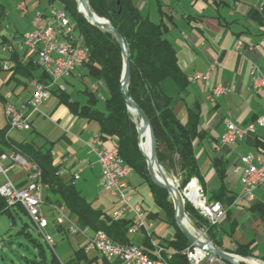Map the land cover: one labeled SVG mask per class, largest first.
<instances>
[{
	"label": "crops",
	"instance_id": "0c3cea01",
	"mask_svg": "<svg viewBox=\"0 0 264 264\" xmlns=\"http://www.w3.org/2000/svg\"><path fill=\"white\" fill-rule=\"evenodd\" d=\"M23 2L29 7L28 15H23L20 10ZM261 2L262 0H134L143 15L156 24H164L166 36L177 52L179 67L188 78V85L184 90L171 79L163 83V90L174 98V112L184 125L188 123L191 114L197 118L201 136L194 141V149L202 182L200 185L206 199L211 201L215 194L225 193L222 205L226 213L219 223L218 239L223 248L230 251L241 248L250 257L264 264V185L255 191L253 202L238 200L242 191L241 157L253 154L260 158V164H264V126L248 129L249 125L264 117V92L253 89L250 76L252 65L258 67L264 75V14L260 11ZM49 8V4L38 0H0V44L17 41L30 32L32 12H47ZM217 61L220 67L208 73ZM4 64L8 65V69H4ZM198 74H208V79L192 80ZM43 76L44 71L38 66L36 58L26 59L24 52L18 47L12 53L0 54V129L9 126L5 106L12 104L20 107L27 104L32 95L30 78L43 79ZM47 81L49 83L48 79ZM63 83L66 86V97L53 95L49 98L39 112L31 116V129L26 131L29 132L28 135L15 136L13 130L8 128L7 137L13 145L29 143L40 149L50 150L53 163L58 168V177L64 183L74 184L95 209L105 214L111 213L115 204L110 210L105 209L104 203L96 208L87 195L90 182L85 180L77 183L86 173L89 175L97 172L96 184L100 186V169L96 157L89 153V144L94 135L101 133L100 125L75 115L64 103L66 99L84 106L95 96L96 107L103 110L109 91L103 81L91 75L87 67L77 69ZM100 83L102 86L98 93H92V88ZM219 84L226 87L228 92L212 102L209 95ZM100 100L103 101L102 105ZM227 120L246 129L245 134L234 145L221 143ZM100 145L111 148L115 143L101 141ZM77 173L81 175L75 180ZM132 176L129 182L135 187ZM8 177L19 188L26 185V172L20 167H14ZM135 188L137 193L134 202L141 204L138 189ZM151 197L153 198L152 193ZM43 198L46 215L53 222L55 214L49 205L61 203L65 206V203L59 195L50 192L49 186L45 189ZM65 209L70 220L80 225L77 217L66 206ZM145 213L147 219H150L149 215L155 218V214L162 219L163 215L160 210H145ZM165 228L162 223H157L156 233L161 235ZM72 236H77L75 241L78 242V251L83 246L85 237ZM130 239L153 252L146 245L143 234ZM96 258L91 259L93 263L100 260H94Z\"/></svg>",
	"mask_w": 264,
	"mask_h": 264
},
{
	"label": "trees",
	"instance_id": "16d2710c",
	"mask_svg": "<svg viewBox=\"0 0 264 264\" xmlns=\"http://www.w3.org/2000/svg\"><path fill=\"white\" fill-rule=\"evenodd\" d=\"M38 1L65 9L75 23L84 45L90 51V62L86 67L91 75L104 82L109 91V98L103 110L96 107L95 96H92L89 103L84 106L66 99L64 103L75 115L100 125V140L115 143L123 160L148 183L157 207L164 213L165 220H168L172 204L168 202L167 191L155 185L148 176L146 160L139 148L138 124L128 110L122 93L124 60L119 42L111 33L84 20L76 11V0ZM89 4L95 14L111 23L127 45L131 73L126 93L142 109L151 123L156 139L158 162L167 170L170 169V164L174 167L177 163L181 173L182 188L186 187L193 178H197L202 185L194 149V141L201 136L197 118L191 114L188 123L184 125L174 112V98L163 90V83L168 79L175 81L181 90L186 89L188 85V78L179 67L177 52L166 36V27L163 23L156 24L148 16L143 15L134 0H89ZM33 79L37 78L31 77L30 81ZM47 79L49 80L44 72L43 79L38 80L48 84ZM53 95L66 97L65 92L54 91ZM8 128L0 129V154L16 149L28 160L37 163L42 170V182L49 186L50 192L61 197L82 227H89L93 231L103 230L113 242L118 244H135L128 235L131 220L114 221L107 214L95 209L74 184L64 183L58 177V168L53 163L50 150H43L29 143L13 145L7 137ZM175 158L178 159L177 162ZM225 198V193L220 192L211 198V202L224 204ZM187 211L192 217L199 215L189 203H187ZM1 215L8 217L12 229H19L14 235L10 234L9 239L1 240L3 248L0 250V261L6 260L3 251L10 249L14 241L13 237L23 239L30 245L29 248L28 245L19 244L24 249L20 264H83L90 261L83 249L74 252L65 262L59 260L54 253L49 255L39 239L40 236L38 235V238L34 236L35 229L24 207L16 205L9 208L6 200L0 195ZM200 218L206 221L202 216ZM206 223L209 225L208 221ZM211 230L216 244L222 246L218 239V227L211 226ZM144 240L152 249L150 241ZM189 244L187 237L176 230L174 239L163 244L168 249L176 251L169 261L170 264H189L187 258L182 255V251ZM143 250L152 254L148 248ZM236 252L241 256L250 257L241 248Z\"/></svg>",
	"mask_w": 264,
	"mask_h": 264
},
{
	"label": "built area",
	"instance_id": "2783aa9c",
	"mask_svg": "<svg viewBox=\"0 0 264 264\" xmlns=\"http://www.w3.org/2000/svg\"><path fill=\"white\" fill-rule=\"evenodd\" d=\"M20 9L23 15L29 14L26 3H21ZM260 11L264 14V0L261 2ZM31 18V32L24 34L17 41L0 44V54L12 53L18 47L19 50L24 52L26 59L36 58L38 66L49 78L48 85L38 80L31 81L32 95L27 104L20 107L11 104L6 105L5 114L10 128L21 132L31 129L30 118L34 113H38L40 107L51 97V89L57 87L64 91L65 86L61 82L69 78L80 67L87 65L90 60L89 50L74 42V28L69 16L63 9L52 8L46 13L34 11ZM3 67L8 69L7 64H4ZM217 67H220L219 61L210 67L208 73L215 71ZM250 76L253 89L264 92V75L260 69L252 65ZM206 79H208V74H198L192 80ZM93 90H98V87H94ZM227 92V88L219 84L212 90L209 99L214 102ZM256 126H264V117L257 119L255 123L249 125L248 129L253 130ZM245 132L246 129L239 128L236 124L227 120L226 131L221 137V143L223 145H234ZM89 153L96 157L100 169L101 187L116 199L117 207L112 212V218L114 220L132 219L129 228L130 235L142 231L148 233L153 225L147 221L142 205L134 203L136 190L129 184L133 168L123 160L119 148L101 146L100 136L95 134L89 144ZM240 160L243 165L240 168L243 175L241 178L242 191L238 200L253 202L255 191L264 185V164H260V158L253 154L244 155ZM14 167H20L26 172V185L18 188L10 180H7L0 187V194L7 199L8 204L11 206L17 203L22 204L45 241L50 246H54L53 237L47 233L50 222L42 210V192L46 186L41 182L42 170L40 166H36L35 162L28 160L16 149L0 154L1 174L7 177ZM240 169L238 168V170ZM75 178L78 179L79 175H76ZM191 185L196 186V193L192 199L187 196L190 193ZM182 195L212 226L219 224L226 213L221 203L210 202L206 199L204 191L196 178L191 180ZM65 221L66 217L62 214L57 219L58 224H63ZM70 232L86 235L85 252H96L109 264H170L169 261L173 254L164 247H158L154 255L145 252L143 249L142 253H135L134 245H131V248H123V244L113 242L104 231L90 233L88 228L81 229L72 225ZM184 254L190 264L221 262V258L211 254L207 249L201 247L198 242L190 244Z\"/></svg>",
	"mask_w": 264,
	"mask_h": 264
},
{
	"label": "rangeland",
	"instance_id": "374dc122",
	"mask_svg": "<svg viewBox=\"0 0 264 264\" xmlns=\"http://www.w3.org/2000/svg\"><path fill=\"white\" fill-rule=\"evenodd\" d=\"M77 1V0H76ZM27 5V4H26ZM28 7V6H27ZM52 8H58V9H63L62 7H59V6H51L50 5V8H49V10L50 9H52ZM28 9H29V7H28ZM21 10V9H20ZM49 10L47 11V12H49ZM64 11H65V9H63ZM35 11H39V10H35ZM76 11H77V13L78 14H80L81 16H82V18L84 19V20H86L87 21V19H86V17H84L81 13H79L78 12V1H77V9H76ZM34 12V11H33ZM32 12V13H33ZM43 12V11H42ZM66 12V11H65ZM44 13H46V12H44ZM67 13V12H66ZM29 14H30V10H29ZM100 17V16H99ZM70 18V17H69ZM31 20H32V18H31ZM70 20H71V18H70ZM71 23H72V26H73V28H74V42L75 43H77V44H80V45H82V46H84V47H86L85 45H84V43H83V39H82V37H81V35H80V33L78 32V30L76 29V27H75V23L71 20ZM32 25V24H31ZM32 31V30H31ZM30 31V32H31ZM29 33V32H28ZM9 43V42H8ZM3 44H7V42H5V43H2V45ZM87 48V47H86ZM88 49V48H87ZM89 50V49H88ZM89 54H90V51H89ZM33 59V58H32ZM31 60V59H30ZM124 60V59H123ZM89 62H90V60H89ZM87 65H85V66H83V67H86ZM81 68V67H80ZM123 70H124V68H123ZM33 80H38V79H33ZM33 80H31V81H33ZM31 81H30V86H31ZM39 81V80H38ZM65 81V80H64ZM64 86H65V84L63 83V82H61ZM49 84V83H48ZM48 84H45V85H48ZM102 86V83H100V84H98V85H95L94 87H98V90H93L94 89V87L92 88V93H98V91H99V89H100V87ZM65 90H66V86H65ZM65 90L64 91H61L60 89H58L57 87H55V88H52L51 89V97L53 96V92L55 91V92H60V93H62V92H65ZM50 97V98H51ZM101 102H103V101H101L100 100V103ZM12 105V104H11ZM101 105H102V103H101ZM6 107V106H5ZM129 110V109H128ZM131 113V112H130ZM132 114V113H131ZM133 116H135L134 114H132ZM139 115H136L135 117H134V119H135V121L137 122L138 120H139ZM10 126V125H9ZM44 126L45 127H47V124H44ZM11 129V128H10ZM13 132H14V135L15 136H21V135H28L29 134V132H25V133H19L18 131H14L13 130ZM100 136V135H99ZM19 138V137H18ZM143 141V140H142ZM100 143H101V140H100ZM102 146V145H101ZM104 147V146H103ZM114 147H116V146H113V147H111V148H114ZM106 148V147H105ZM118 148V147H117ZM140 148V147H139ZM141 150V149H140ZM142 152V151H141ZM143 154V153H142ZM144 156V155H143ZM145 157V156H144ZM176 159V161L175 162H177L178 161V159L177 158H175ZM145 160H146V165H147V171H148V176H149V178H150V180L155 184V185H157L158 187H160L154 180H153V178L151 177V175H150V173H149V168H148V164H147V158L145 157ZM127 163V162H126ZM159 163V162H158ZM159 165L162 167V171L164 172V175L166 176H168L169 178H171V179H173L176 183H177V188L180 190V192H181V194H183V191L185 190V188L188 186V184L191 182H189L187 185H186V187H184V188H182V182H181V176H180V170H179V168L177 167V163H176V165H174V167H172V165L170 164L169 166H170V169H166L165 167H163L160 163H159ZM95 174H91V173H89V175H87L88 173H86L83 177H82V180H80L79 182H77V183H82V182H84L85 180H87L88 182H90L89 183V185H90V187H89V192L87 193V195H88V198H89V200H91V202L93 203V205L97 208L98 206H99V204L101 203H104V206H105V209L106 210H110L111 209V207H113L114 206V204L116 205L115 206V208L117 207V202H116V199H114V198H112L111 197V195L109 194V193H107L106 191H104V189L101 187V185L100 186H97V184H96V174H97V172H94ZM76 175H79V178H80V173H77ZM76 175L74 176V179L75 180H78V179H76L75 177H76ZM132 183H133V185L135 186V187H137V189H138V200L141 202V204L144 206V208H145V210L146 211H152V212H155V211H157V212H159V209L157 208V206H156V203H155V201L153 200V198L151 197V192H150V188H149V185H148V183L147 182H145V181H143L138 175H137V173L136 172H134V169H133V173H132ZM27 176V175H26ZM131 177V176H130ZM27 178V177H26ZM130 179V178H129ZM193 179H195V178H193ZM197 179V178H196ZM7 180H10L9 179V177H8V175H7V177L5 176V175H2V174H0V184H2V186L7 182ZM100 180H101V177H100ZM192 180V179H191ZM199 181V180H198ZM41 182H42V179H41ZM43 183V182H42ZM44 184V183H43ZM129 184H130V182H129ZM46 187L43 189V192H42V201H43V207H42V210H43V212H44V214L46 215V212H45V201H44V198H43V196H44V191H45V189L48 187V185H46V184H44ZM131 185V184H130ZM1 186V187H2ZM133 187V186H132ZM135 187H133V188H135ZM202 187V186H201ZM19 188V187H18ZM160 188H162V187H160ZM162 189H164V188H162ZM203 189V188H202ZM135 190H136V188H135ZM164 190H166V189H164ZM167 191V190H166ZM137 193V192H136ZM167 193H168V196H167V199H168V202H170L171 204H172V211H171V215H170V217H169V219L168 220H165V215H164V213H162L163 215H162V219L158 216V214H155L154 215V217L155 218H153L151 215H149L150 216V219L148 218L147 219V221L149 222V223H151L152 225H153V227H152V229L151 230H149L148 231V233H146L145 231L143 232H139V233H137V234H135V235H139V234H143L144 235V237H145V239H147V240H149L150 241V245H151V247H152V250H153V252H151L152 254L151 255H154V253L156 252V249L158 248V247H164L165 249H167V250H169L170 252H172L173 254H172V256L175 254V252L176 251H174V250H172V249H168L165 245H163L166 241H168V240H172V239H174V236H175V232H176V230L177 231H179V232H181V233H183V231L180 229V227L178 226V224H177V221H176V215H177V210H176V203H175V198L173 199L172 198V194L171 193H169V191H167ZM1 195V194H0ZM2 196V195H1ZM136 196V195H135ZM183 196V195H182ZM3 197V196H2ZM5 200H6V203H7V205H8V207L9 208H12V207H15L16 205H22V204H20V203H17V204H15V205H13V206H11V205H9L8 204V202H7V199L5 198V197H3ZM183 199H184V212H185V215L191 220V222L198 228V229H200L204 234H205V236L210 240V242L217 248V249H219V250H221V251H223V252H225V253H227L228 255H236V256H239L241 259H244V260H248V258L249 259H253V260H256L254 257H244V256H241V255H239L236 251H230V250H228L227 248H223L222 246H219L218 244H216V242H215V239H214V237L212 236V233H211V226L212 225H210V223H209V225L206 223V221H204L202 218H200V214L197 212V210L194 208V206L185 198V197H183ZM211 202V201H210ZM135 203V202H134ZM187 203H189L193 208H194V210L197 212V214H199V215H197V217H192L189 213H188V211H187ZM220 203V202H219ZM139 204V203H138ZM222 204V203H221ZM49 206H51V211L53 212V214H55V219L53 220V222H51L50 221V219H49V222H50V227L47 229V233L49 234V235H51L52 237H53V239H54V246H50L46 241H45V239L43 238V236H42V234H40V232H39V230L37 229V227H36V225L33 223V221H32V219L29 217V215H28V213H27V215H28V219H29V221H30V223H31V225H32V227H34V229H35V233H34V236L36 237V238H38V235L40 236V240L42 241V243H43V245L45 246V248L47 249V251H48V254L49 255H52L53 253L55 254V256L59 259V260H61V261H63V262H65V261H67L68 259H70L72 256H73V254H74V251H76L77 249H78V242L77 241H75L76 240V237L77 236H72V235H83L84 237H85V242H84V244H83V246L81 247V249H83V251H84V253L87 255V256H89L88 257V259H90V261H92L91 259H93V258H95V257H97L96 259H94V260H98V259H100V260H102L103 262H106L103 258H101L96 252H92V253H86L85 252V244H86V235H84V234H82V233H76V234H74V233H72V232H70V227L72 226V225H75V226H77V227H79V228H88L89 230H90V233H92V232H97V231H93L92 229H90L89 227H82L81 225H76V224H74L71 220H70V218H69V216L66 214V209H65V206L64 205H62L61 203H56V204H51V205H49ZM142 206V207H143ZM115 208H114V210H115ZM143 208V209H144ZM25 209V208H24ZM113 210V211H114ZM145 210H144V212H145ZM25 211H26V209H25ZM60 211H62L61 213H60ZM112 211V212H113ZM27 212V211H26ZM112 212L111 213H108L107 215L111 218V219H113L112 218ZM64 215L65 217H66V221H65V223H63V224H58V222H57V219H58V217L60 216V215ZM145 215H146V213H145ZM47 216V215H46ZM146 218H147V216H146ZM123 219H128V218H123ZM114 220V219H113ZM120 220V219H119ZM128 220H131L132 221V219H128ZM114 221H116V220H114ZM157 223H162V225H165V230H164V232L161 234V235H158L157 233H156V226H157ZM173 224V225H172ZM215 226H217V227H219V224H217V225H215ZM19 228H13L12 229V227H11V222H10V220L8 219V217L7 216H5V215H2V216H0V244H1V248H0V250L3 248V245H2V242H1V240L3 239V238H8L9 239V236H10V234H15L16 233V231L18 230ZM99 231H103V230H99ZM105 232V231H104ZM60 233H64V234H66L65 236L64 235H62V234H60ZM184 234V233H183ZM128 235H129V237H132V236H135V235H130L129 234V231H128ZM185 235V234H184ZM109 236V235H108ZM186 236V235H185ZM80 237V236H79ZM188 239V238H187ZM13 244H11V247H10V249H5L4 251H3V253H4V256H5V258H6V260L5 261H0V264H5V263H7V264H20V258H21V256L22 255H24V253H23V248L22 247H20V245L19 244H23L24 246H26V245H28L29 246V248H30V245L26 242V241H24L23 239H17V238H15V237H13ZM112 240V239H111ZM113 241V240H112ZM189 243L190 244H192L190 241H189ZM190 244L188 245V247L190 246ZM130 245H137V244H130ZM137 246H139V245H137ZM140 247V246H139ZM188 247H186L183 251H182V255H184L185 257H186V255L184 254V252L186 251V249L188 248ZM141 248V247H140ZM143 249V248H142ZM211 253V252H210ZM211 254H213V253H211ZM214 255V254H213ZM216 256V255H215ZM218 257V256H217ZM172 258V257H171ZM187 258V257H186ZM219 258V257H218ZM98 261V262H92V263H90V261H87V262H83V264H102L101 263V261ZM188 260V259H187ZM221 260V262H215L214 264H232V263H230V262H228V261H225V260H223V259H220ZM233 260V259H232ZM237 260V259H236ZM234 261V260H233ZM238 261V260H237ZM256 261H258V260H256ZM235 262V261H234ZM259 263H261L260 261H258ZM107 263V262H106ZM236 263H238V264H248L247 262H236ZM107 264H109V263H107ZM190 264V263H189ZM203 264H208V262H206V263H203ZM261 264H263V263H261Z\"/></svg>",
	"mask_w": 264,
	"mask_h": 264
},
{
	"label": "water",
	"instance_id": "95a60500",
	"mask_svg": "<svg viewBox=\"0 0 264 264\" xmlns=\"http://www.w3.org/2000/svg\"><path fill=\"white\" fill-rule=\"evenodd\" d=\"M78 1V0H77ZM88 3V11H89V18L86 17L87 21L97 27L100 28L106 32L111 33L119 42L122 51H123V59H124V70H123V75H122V93L124 96V99L126 101L127 107L129 109V111L134 114H138L142 119L146 120L148 123V127L150 129V133H151V159H148L147 155L145 154L143 148H142V138H141V133L139 131V147L143 153V155L147 158V164H148V168H149V173L151 175V177L153 178V180L162 188L166 189L167 191H169V193L172 194V190L171 188H169V186L164 185L159 183L154 176V170L152 167V162L154 161L155 164L159 167V169L162 170V167L159 165L158 160H157V155H156V139H155V135H154V131L153 128L151 126V123L149 121V119L147 118V116L145 115V113L142 111V109L127 95L126 90L128 88L129 85V81H130V73H131V69H130V58H129V53H128V49H127V45L123 39V37L113 28V26L111 25V23L105 19V18H101L99 17L97 14H95L89 4V0H87ZM79 13H81L80 10H78ZM82 14V13H81ZM96 17V19H103L106 23H99L97 21L92 22L90 19H94ZM177 195H178V199L177 201L175 200L176 203V210L179 207V211L177 212L176 215V221L178 226L180 227V229L183 231V233L186 235V237L188 238V240L191 243H195L198 242L201 247L207 249L209 252L213 253L214 255L218 256L219 258L228 261L232 264H238L236 262H234L231 258V255H228L227 253L219 250V249H209L206 247L205 244L201 243L196 236H194L192 233H190L181 223L180 218L185 216V210H184V199L183 196L180 192V190L177 188L176 189ZM181 216V217H180Z\"/></svg>",
	"mask_w": 264,
	"mask_h": 264
},
{
	"label": "bare ground",
	"instance_id": "6f19581e",
	"mask_svg": "<svg viewBox=\"0 0 264 264\" xmlns=\"http://www.w3.org/2000/svg\"><path fill=\"white\" fill-rule=\"evenodd\" d=\"M78 10L81 11V13L84 17H88V18L90 17L89 11H88L87 0H78ZM90 20L92 22L97 21L99 23H106L103 19H96V17L94 19L91 18ZM134 115L136 116L138 114L134 113ZM137 124H138L139 131L141 133V138L143 140L142 141V148H143L145 154L147 155L148 159H151V133H150V129L148 127V123L146 120L139 117ZM36 166H39V165L36 163ZM152 167L154 170L155 179L159 183L169 186V188H171V190H172V195H171L172 198L173 199L175 198L174 200L177 201V199H178V195L176 192L177 183L173 179L169 178L167 175L165 176L164 172L161 169H159V167L155 164L154 161L152 162ZM195 193H196V186L191 185L190 186V193H188L187 196L192 199L195 196ZM178 211H179V207L177 208V212ZM180 220H181L182 225L190 233H192L194 236H196L201 243L205 244L207 248L216 249V247L210 242V240L204 235V233L200 229H198L186 215L181 217ZM123 248H131V245H129V244L123 245ZM134 252L135 253H142V248H140L137 245H134ZM231 258L235 262H241L242 261V262H247L248 264H261L258 261L253 260V259H249V258L246 261V260L241 259L239 256H236V255H232Z\"/></svg>",
	"mask_w": 264,
	"mask_h": 264
}]
</instances>
